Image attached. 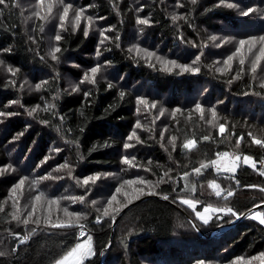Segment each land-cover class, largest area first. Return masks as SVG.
<instances>
[{
    "label": "trees",
    "instance_id": "16d2710c",
    "mask_svg": "<svg viewBox=\"0 0 264 264\" xmlns=\"http://www.w3.org/2000/svg\"><path fill=\"white\" fill-rule=\"evenodd\" d=\"M69 1L87 6L91 18L96 16L99 22L112 27L109 30L112 39L98 43L95 33L85 35L81 29H66L57 42L60 52L56 53V61L45 57L41 20L35 23L31 39L16 0L0 4V52L7 63L22 72L13 76L15 83L12 77L4 82L0 76V112L14 113L0 116V169L12 165L18 176L0 172L3 209L0 211V252L5 253L0 256V264H52L75 246L80 239L77 237L80 225L87 228L86 236L91 237L93 247L92 255L82 264H231L237 257L250 264H262L259 256L264 253L263 224L246 215L234 226L220 231L236 215L213 214V219L204 224L192 208L181 203V198L198 201L196 210L199 211L211 205L230 207L237 215L264 201V192L258 187H249H264V175L260 174L264 171V146L252 143V136L264 139V87L246 75L229 85L230 80H221L229 77L212 76L203 64L196 73L150 67L140 59L134 60L136 57L122 41L132 40L136 34L140 42L153 41L159 44L157 49L187 61L196 50L194 47L202 48L205 41L200 36L209 29L220 31L227 25L241 36L246 31H238L239 26L252 27L255 21L256 31L264 33V0H240L244 5L257 7L246 17L235 15L232 9L217 5L215 0H204V9L192 0H179L177 11L183 15L176 20L172 19L176 12L160 0ZM137 17L149 23L140 24ZM95 46L99 49L102 46L100 60L105 61V74L112 76L114 83L100 79L77 91L66 90L60 75L67 72L78 78L81 71L65 64L58 67L57 60L68 56L88 64ZM24 72L41 73L38 84L42 86L37 92L20 93ZM136 96L162 102L168 105L166 110L180 109L187 103H199L204 108L207 102L219 111L209 124L206 120L210 116L206 113L188 112L185 117L175 119L167 134L157 136L158 142L148 140L157 139L154 136L147 138L140 134V143L125 149L129 132L146 125V119L135 109ZM10 101L19 103L10 104ZM37 105L39 109L30 115V110ZM138 121L141 128L135 127ZM150 123L155 129L157 120ZM221 124L225 126L223 134L219 132ZM189 139L196 141L192 150L183 147ZM218 152H228V157L251 156L257 168L241 163L234 174H226L209 165L200 174L194 172L201 164L214 160ZM122 156L135 157L137 166L122 163ZM46 157L47 162L43 163ZM65 163L70 165L71 176L68 168L59 169ZM114 169L121 171L122 176L117 186L123 185L122 189L127 188L128 192L131 189L136 192L133 188L139 185L122 184L123 178L133 180L140 176L156 184L149 188L155 194L140 196L145 197L140 201H137L140 198L133 199L138 193L123 198L124 207L119 213L128 207L112 227L114 216L104 217L103 208L95 200L109 193L106 187L116 184L108 178L89 185H83L82 181ZM22 178L25 179L22 188L28 187V196L32 197L27 202V211L36 204L37 211L31 219L34 221L40 214L39 224H23L12 219L16 211L13 201L7 203L5 199L11 195L9 187ZM210 182L219 188H210ZM216 191L221 195L216 196ZM229 191L233 192L232 196L227 195ZM41 194L37 205L34 198ZM81 196L83 201L73 203L70 199ZM49 200H57L58 204L47 212L43 205ZM64 209L82 214L83 219L72 227H53L74 219ZM259 212L264 214V208ZM25 214L19 212L21 220L27 218ZM186 215L197 223L203 234ZM102 257L104 260L100 263Z\"/></svg>",
    "mask_w": 264,
    "mask_h": 264
},
{
    "label": "rangeland",
    "instance_id": "374dc122",
    "mask_svg": "<svg viewBox=\"0 0 264 264\" xmlns=\"http://www.w3.org/2000/svg\"><path fill=\"white\" fill-rule=\"evenodd\" d=\"M160 1H162V4H165L167 6V8H169V10L172 9L174 12L178 13V14L175 13V16H177L178 19L180 16L183 15L182 13H179L177 11V9L179 7V0H160ZM48 2H49V0H45V4L43 6L44 11L41 12V15L45 16V19H40L34 15L35 12L41 10L40 6L37 4V0H16V5L23 12V16L25 17V24H26L25 29L27 30L28 35L31 39L34 38L33 31H34L35 23L38 20H41L40 33L43 35V40H44L43 42H45L44 43L45 57L50 59L51 61L53 60L52 59V50L54 48L58 47V44H57L58 41L55 39V37L57 35L61 36L62 31L64 32L66 29H71V30H75V31L78 29H81L83 32H85V30H87L88 34L95 33L96 34L95 38L97 39L98 43H100L101 40H103V42H105L109 38L112 39L111 33L109 32V30L112 27L107 25V23H102V21L99 22L96 16L92 17L91 21L88 20V17H91V15H90L89 10L87 9V6L84 7V6H81L77 3L70 2L69 0H51V3L53 4V9H52V12L50 14H48L47 13ZM196 2L199 3L200 6L202 5V9H204L206 7L203 4L204 0H196ZM215 3L217 5H220V6H225V5H221L220 0H215ZM226 3H232V4L237 5V7H233L230 9H232L234 11L235 15H239V16H242L241 15L242 10H246L249 7H252L253 9L257 10V7L255 5H246V4L244 5L243 3L240 2V0H226ZM66 4L72 5V8L69 10L68 18L66 20H64L63 22H61L60 15L62 14L63 7ZM225 7H227V6H225ZM227 8H229V7H227ZM78 9L83 10V15L81 17L79 24H76L74 17H75V12ZM138 19H143V18L137 17L136 20H138ZM61 24L63 26H61ZM251 24H252V27L251 26H249V27L248 26L247 27L239 26L238 31H241V30L246 31V33H243V35H241V36L236 34L235 33L236 31L230 30L229 26H227V25H223V28H221L220 31L215 30L213 28L205 31L206 32L205 35H203L202 37L200 36L202 41H205V43L202 44L203 45L202 48H195L194 47V49H196V50H194V52L192 53V57L188 58L187 61H184L183 59L178 58L175 55L166 54V53H164V51L157 49L156 47L159 46V44L156 45L153 41H149V42L147 41L148 43L140 42V40H138V37L136 34L134 35V38L132 40L126 41V39L124 38L122 43H124V45H126V47L129 49L130 53L133 54L134 57H136L134 60L140 59V60H142V62L144 64H146L147 66H150V67H158L159 69L165 70V65L162 64L160 60L156 59V57L158 56L162 60H174L179 64H188V65H192V66L197 67V68H199V66H201V64H203V65H205L204 67L207 69V71L210 75H212V76L213 75H215V76L222 75L225 77H229V78H222L221 79L222 81L230 80L229 85H231L233 81L237 80L242 75H246V76H248V77H250L256 81L258 80L262 84V82H264V62H262L261 66L257 68L255 73H253L250 69H251V60H253L255 58V55L259 53V48L261 46H264V42L258 41L256 44V47L253 48L252 53L248 52V46L245 45L244 48L242 49L243 57L240 54H237L233 58V60L229 62L230 67L223 63V61L225 59H227L230 55H232L235 52L236 48L239 46L240 40L247 41L250 38H258L260 36H264L263 32L261 33L258 30L256 31V29L258 27V23H256L254 21V23H251ZM102 31H104V33H105L104 36L101 35ZM105 36L107 38H105ZM211 36H215V37H217V39L215 41L210 40L209 37H211ZM221 41H224V42H221ZM190 42L192 43V41H190ZM101 48H102V46H101ZM101 48L99 49V46L94 47L95 52L91 55V61H89L88 64L79 63L78 61L73 60L72 58H70L68 56H62L59 60H57L58 67L61 64H65L67 66H75L81 71V74L78 78H76L75 76H73L67 72H64L62 75L59 74L64 79V85H65L66 90L74 91L73 90L74 88L77 90L86 88V86H87L86 84H90L92 82L86 81L84 83H81V80L83 79L85 73H89V70L96 65H99L100 68H99V71L96 73L95 82H98V80L101 79L103 81H106V82H109L112 84L114 83V81H113L114 78L110 75L105 74L106 72L104 71L105 69L103 67L105 65V63H104L105 61L100 60V56L97 55L98 51L100 53ZM136 48H139L142 51L137 53ZM143 50H147L148 52H152L155 54V56H153L151 59H148L145 56V53ZM55 55H56V53H55ZM197 56L200 57L199 60H196ZM241 58L245 59V63L243 65V71H241L242 66L239 63V60ZM0 61H2V63H0V76L3 78V81L5 82V80H10V78L12 77L11 78L12 82L15 83V78H13V76L17 77V74L19 75L22 72L19 70V68L12 66L11 64L7 63L3 59L1 52H0ZM193 61H196L194 65H193ZM9 68H11L13 70H18V71H16L15 75H13L12 72L8 71ZM221 68H225L227 70L218 71V69H221ZM173 69H175V68H173ZM176 69H178V68H176ZM56 71H58V70H56ZM24 74L26 75L25 78L21 81V84L19 83L20 84V86H19L20 87L19 88L20 93L24 95L25 93L30 94V93L37 92L38 89L36 88V85L38 84L39 77L41 78V76H40L41 73H36L33 75L32 72H26V73L24 72ZM56 74H57V72H56ZM110 78H113V79H110ZM120 80H121V78L118 79V82ZM15 86H17V85H15ZM77 90H75V91H77ZM206 90H207V88H206ZM137 98H144L148 102L149 106L147 108H145L144 105H139ZM135 101H136V108L135 109H136L138 114H141V117L146 119V125L143 126L141 129H136V130L132 129L129 132L128 136H126L125 143L126 142L130 143L133 145V147H135V145L140 143V134H142L144 137H147V138H149L151 136H154L155 138H157V136L161 137V133H163V136L165 134H167L169 132L168 128L170 130H172L171 126H172V123L175 121V119L178 117H181V116L185 117L188 114V112H193V110H195V105L197 104V103H195V104L188 105V103H187V104H185V106H182L180 109H168V110H166L165 108H168V105H165L162 102H158V101L155 102L154 100H150L149 98H147L145 96L144 97L136 96ZM153 103L155 104V107H151V105ZM204 105H205V107L203 108V112L206 113V115L210 116V118H208V120H206V122L209 124V122H208L209 120L213 121L212 114L209 110L214 109L216 112V115H217L219 108L214 107V106L208 104L207 102H206V104L204 103ZM138 108H139V111L137 110ZM151 109H153V112L151 111ZM158 119H159V123H158ZM150 120H152L154 122H155V120H157V123H155V129L151 126ZM133 131L136 132L137 137H139V141H137L136 138H133L132 140H128V137L131 135V133ZM148 140L158 142L159 138H157V139L153 138V139H148ZM243 156H245V155H243ZM123 157L124 156L121 157V160ZM231 158L232 157H225V158L220 159V171H222L226 174H232V173L225 172L223 170L224 165L228 164V162L231 160ZM216 159H218V157H216L214 160H216ZM209 165H211V164L209 163ZM211 166L217 170L216 166H213V165H211ZM2 169L4 170L3 172H6L7 174L14 176V178H18V176L14 173L15 169H14V167H12V165L7 164ZM120 172L121 171L114 169V170L109 171L107 173H100V178H99L100 182L102 181L101 178H108L114 184H116L122 178V176H120ZM104 174H107V175H104ZM95 175H97V174H95ZM91 176H94V175H91ZM133 178H131V179H133V181H136V183H133L129 186H132V185L138 186L139 185V187H134L133 188L134 190H136L138 188H143L145 193L150 192V191L153 192V190L149 189V188L151 187V184H156V183L150 182V181L145 179L144 181H147L149 183L140 184L139 180L142 179L140 176L133 177ZM99 179H98V181H99ZM124 181H127V180L123 178V181L121 183L123 184ZM17 183L18 182H15L13 185L10 183L12 185V187L11 186L9 187V191ZM117 187H120V185L117 186V184H116L115 186H109V188L106 187L105 190H106V192H109V193L107 195H103L101 197H98L95 200V203H97L96 205L101 206L104 210V208L108 206V200L115 193V190ZM27 188L28 187H25V186L22 188L23 189L22 199H21V195H22L21 192L22 191L20 189H18L19 193H17V195H16L18 200H19L18 204L21 205L20 207L17 206L19 208V212H20V214H24L26 212L25 215H27L29 213L27 211V202H29L32 198L31 196H28L27 192H30V191ZM128 191H129V189L125 188V189H122L121 193H115L117 195V200L113 201L110 208H120V206L123 202V198L126 199V198L130 197L133 193H138V192H133L132 189H131V192H128ZM125 193L127 195H125ZM5 200L7 201V203L10 200L13 201L10 198V195H8V197H6ZM40 202L41 201H38V202L36 201L37 205H39ZM43 207L47 210V212H49L53 207L57 208V205L54 204V206H53V205H49V203L48 204L45 203V205H43ZM15 210L16 209H14V211ZM28 210L32 211L31 209H28ZM41 210H42V205H41ZM37 215L40 217V214H37ZM109 215L114 216L113 217V219H114L117 215H119V212L113 213L110 210ZM119 216L117 217V219L119 218ZM187 216L188 215H186V217ZM196 225H197V223H196ZM88 237L89 236H86L82 239H79L76 244L84 242L85 240H87ZM89 243L91 245V249H92V253H93V247H92V240L91 239H90ZM64 255H62V256H64ZM91 255L86 256L83 259V261L86 260ZM103 258L104 257H102V262L104 260ZM52 264H55V262ZM69 264H71V262H69Z\"/></svg>",
    "mask_w": 264,
    "mask_h": 264
},
{
    "label": "snow or ice",
    "instance_id": "6c2138e0",
    "mask_svg": "<svg viewBox=\"0 0 264 264\" xmlns=\"http://www.w3.org/2000/svg\"><path fill=\"white\" fill-rule=\"evenodd\" d=\"M195 2H196V0H193V3H195ZM4 3H5V0H0V4H4ZM220 3H221V5H225V6L229 7V8L237 7V5H235V4L226 3V0H220ZM37 4L40 6L41 10L35 12L34 15L36 17L40 18V19H45V16L41 15V12L44 11V7L43 6L45 4V0H37ZM71 8H72V5H69V4L64 5L63 12L60 15L61 22H63L64 20H66L68 18V13H69V10ZM52 9H53V4L51 3V0H49L48 5H47V13L50 14L52 12ZM254 11H255V9H253L252 7H249L246 10H242L241 11V15L246 17V16H249ZM82 15H83V10L82 9L76 10L75 17H74V20H75L76 24H79ZM172 19L176 20V19H178V17L177 16H173ZM88 20L91 21V17H88ZM137 22L140 23V24H148L149 23V21L147 19H138ZM61 26H63V25L61 24ZM87 34H88L87 30H85V35H87ZM101 35L102 36L105 35L104 31L101 32ZM105 38H107V37L105 36ZM55 39L57 41H59L61 39V36L57 35L55 37ZM209 39L215 41L217 39V37L211 36V37H209ZM258 41L259 42H264V36H260L258 38H250L247 41L240 40L239 41V46L236 48L235 52L232 55H230L227 59H225L223 61V63L230 67L229 62L232 61L233 58L237 54H240L243 57L242 49L244 48L245 45L248 46V52L252 53V50H253L254 47H256V44H257ZM221 42H224V41H221ZM101 43H103V40H101ZM136 51H137V53H139L142 50L139 49V48H136ZM143 51L145 53V56L148 59H151L153 56H155V54L152 53V52H148L147 50H143ZM58 52H60V48L59 47H56V48H54L52 50V59L53 60L57 59V56L55 55V53H58ZM97 55H100L99 51L97 52ZM156 59L160 60L161 63L165 65V70L168 71V72H171L173 70V68H178L181 73H196V72L199 71V68L194 67L192 65L179 64V63H177L174 60H162L158 56L156 57ZM199 59H200V57L197 56L196 60H199ZM195 62L196 61H193V65L195 64ZM262 62H264V46H261L259 48V53L255 55V58L253 60H251V69L250 70L253 73H255L257 68L261 66ZM0 63H2V61H0ZM239 63L242 66L241 67V71H243V65L245 63V59L241 58L239 60ZM99 68H100L99 65H96V66L92 67L89 70V73H85L83 79L81 80V83H84L86 81L95 83L96 73L99 71ZM225 70H227V69H225V68L218 69V71H225ZM8 71L12 72V74L15 75V72L18 71V70H13V69L9 68ZM41 86H42L41 84H37L36 88L39 89ZM261 86L264 87V82H262ZM110 87H111V85H110ZM73 90L75 91L77 89L74 88ZM85 95H88V93H85ZM120 95L123 96L124 93H121ZM137 101H138L139 105H144L145 108H147L149 106L148 102L144 98H137ZM9 103L10 104L19 103V101H10ZM39 107L40 106L37 105L35 108L31 109L29 114L31 115L33 112H36L37 109H39ZM151 107H155V104L153 103L151 105ZM137 110L139 111V108ZM195 110L197 112H200L201 114H203V108H202V106L199 103H197L195 105ZM209 111L211 112L212 117L214 119L215 116H216L215 110L214 109H210ZM5 115L10 116V115H14V113L0 112V116H5ZM208 122L212 123L213 121L209 120ZM135 127L136 128H141L142 127L141 124L139 123V121L137 122ZM219 132L221 134H223L225 132V126L223 124L220 125ZM249 135L251 136V133H249ZM161 136L163 137V133H161ZM133 138H136L137 141H139V137H137V134H136L135 131H133L131 133V135L128 137V140H132ZM203 139L207 140L208 137H204ZM242 139H243V137H241L240 139L237 140V142H236L237 143V147H239L240 142H241ZM172 140L174 141L175 138L173 137ZM252 143H254L256 145L264 146V139H258L255 136H252ZM131 147H133V145L130 144V143L126 142L124 144V148L125 149L131 148ZM183 147H184V149L192 150V149H194L196 147V141L192 140V139H189V140H187L184 143ZM57 151H59V150H57ZM228 156H229L228 152H218L217 153L218 159L212 160L210 162V164L213 165V166H216L217 167V171L219 172L220 171V159L228 157ZM47 159L48 158L46 157L45 161L43 163H46ZM134 161H135V157H133L132 159H129L127 156H125V157L122 158V163L127 164V165H129L131 167L137 166L134 163ZM241 163L243 165L250 166L253 169L257 168V163H256V161H254V159L251 156L245 155V156H243L241 158V156H239V155H233L231 160L228 162V164L224 165V169L223 170L225 172L234 174L237 171V168L240 166ZM207 167H209V164H201V166L199 168H195L194 169V172L196 174H200L202 172V170L207 168ZM62 168H68L69 169V173L68 174H69V176H71L72 173H71L70 165L68 163H65V164L59 166V169H62ZM59 169H57V170H59ZM3 171H4L3 169H0V172H3ZM260 174L264 175V171H261ZM104 175H107V174H104ZM165 175H167V173H165ZM184 175L186 177L187 173H185ZM99 178H100V174H97V175H94V176H89V177L83 179L82 184L83 185H89L90 183L94 184ZM24 183H25V179L22 178L10 190V192H11L10 198L13 200V207L16 209V211L12 214V219L13 220H17V221H21L23 224H29L30 222H35V223L39 224L40 223V217L39 216H37L34 221H32V219H31L33 217V215L35 214V212L37 211V206H36L35 203L32 206V211H30L27 214V218L21 220V217L19 216V208L17 207V205L19 203V200H18V198L16 196V193H17L18 189L22 188ZM133 183H136V181H133V180L124 181V184H127V185H131ZM139 183L140 184H144V183H149V182L144 181V180L141 179V180H139ZM122 187H123V185L121 187H117L116 190H115V193H121ZM209 187L213 188V189H217V188H219V185H217L215 182H210ZM249 187H252V188H257L258 187L261 192H264V187H260V186H257V185H250ZM135 191L138 192V195L133 197V199H139L140 196H143L145 194H147V195L155 194L152 191L145 193L143 188H138ZM115 193L110 197V199L108 200V206L105 207L104 210H103V216L104 217L109 216L110 210H111V212L115 213V212H119L121 210V208L124 207V205H121L120 208H110V206L112 205L113 201L117 200V195ZM125 195H127V194L125 193ZM215 195L216 196H220L221 192L220 191H216ZM227 195L228 196H232L233 192L229 191L227 193ZM41 196H42V194L41 195H37L34 198L35 201H37V202L40 201L41 200ZM70 199H72V202L75 203L77 200L83 201L84 197H82V196L81 197H72ZM164 199H168V197L165 196ZM48 203H49V205L58 204V201L57 200H49ZM128 203L129 204L132 203V200L131 199L128 200ZM181 203H183V204L189 206L190 208H192L195 211L196 217L199 220H201L204 224H208L213 219V214H219V213H225L226 212V213H229V214H231L233 216L237 215V213L234 212L233 209L230 208V207L220 208V207H213L211 205H206V206L202 207V211H199V210H196V204L199 203L198 201H193L191 199L181 198ZM261 203H262V205H264V201H262ZM259 207H261V205H254V208H259ZM2 210H3L2 207H0V211H2ZM64 211H65V213L67 215H69L70 217H73L74 219L72 221H69L68 223H59V224L52 225L53 227H61V228H63V227H72L74 225V223L78 224L79 221L81 219H83L82 214L69 213L67 209H64ZM251 218L258 219L261 224H264V214H262L259 211H252ZM99 219H100V217L97 218L98 221H99ZM80 227L83 228V225H80ZM34 231H35V229H33V232ZM30 235H31V233L26 235L24 237V239L27 240L28 236H30ZM84 235H85V233L83 231H81L80 232V236L83 237ZM90 239L91 238L88 237L87 240H85L84 242L76 244L75 247H73L70 251H68L64 256H62L60 259L56 260L55 264H69V262H71V264H82L83 259L86 256H89V255L92 254L91 245L89 243ZM21 243H23V241H21ZM13 251H15V249H13ZM4 255H5L4 252H0V256H4ZM259 258L262 260V264H264V253H261ZM251 259H253V260L257 259V257H253ZM201 264H203V262H201ZM231 264H250V261H245L243 258L237 257L236 259H234L231 262Z\"/></svg>",
    "mask_w": 264,
    "mask_h": 264
},
{
    "label": "water",
    "instance_id": "95a60500",
    "mask_svg": "<svg viewBox=\"0 0 264 264\" xmlns=\"http://www.w3.org/2000/svg\"><path fill=\"white\" fill-rule=\"evenodd\" d=\"M144 198H145V197H142V198H140V199L137 200V201H140V200H142V199H144ZM257 205H261V207H259V208H254V206H253L252 208L248 209L247 211L243 212L242 214H240V215H236V218H235L233 221H231L229 224L222 225L221 228H220V231H222V230H224V229H227V228H229V227L234 226L235 223H236L237 221H239L241 218H243V217L246 216V215H250V217H251V213H252V211H259L261 208H264V205H262V203H259V204H257ZM127 207H128V206H126L124 209H122V211L119 213V215H120L123 211H125V209H126ZM119 215H117V216L113 219V221H112V227L115 225L116 219H117V217H118ZM187 218L191 221V223H192V225L194 226V228H195L200 234H203L202 231L199 229V227L196 225V223H195L194 221H192L190 217L187 216ZM256 220L259 221L258 219H256ZM259 222H260V221H259ZM263 225H264V224H263ZM211 234H214V233L212 232ZM101 262H102V259H101ZM101 262H100V263H101Z\"/></svg>",
    "mask_w": 264,
    "mask_h": 264
},
{
    "label": "built area",
    "instance_id": "2783aa9c",
    "mask_svg": "<svg viewBox=\"0 0 264 264\" xmlns=\"http://www.w3.org/2000/svg\"><path fill=\"white\" fill-rule=\"evenodd\" d=\"M81 231H83V232L85 233V235H84L83 237L80 236V232H81ZM87 233H88V230H87V228L83 225V228H81V227L79 228L78 233H77V237L80 238V239H82V238L86 237Z\"/></svg>",
    "mask_w": 264,
    "mask_h": 264
}]
</instances>
